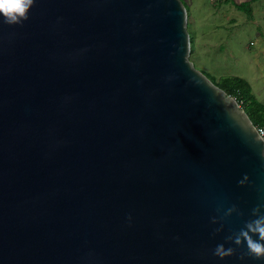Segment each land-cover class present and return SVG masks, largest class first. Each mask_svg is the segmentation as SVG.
I'll return each mask as SVG.
<instances>
[{
	"label": "water",
	"instance_id": "obj_1",
	"mask_svg": "<svg viewBox=\"0 0 264 264\" xmlns=\"http://www.w3.org/2000/svg\"><path fill=\"white\" fill-rule=\"evenodd\" d=\"M189 52L182 0L0 18V264H264L225 242L264 198V139Z\"/></svg>",
	"mask_w": 264,
	"mask_h": 264
},
{
	"label": "rangeland",
	"instance_id": "obj_2",
	"mask_svg": "<svg viewBox=\"0 0 264 264\" xmlns=\"http://www.w3.org/2000/svg\"><path fill=\"white\" fill-rule=\"evenodd\" d=\"M182 1L190 61L213 82L223 76L248 81L264 103V0Z\"/></svg>",
	"mask_w": 264,
	"mask_h": 264
},
{
	"label": "clouds",
	"instance_id": "obj_3",
	"mask_svg": "<svg viewBox=\"0 0 264 264\" xmlns=\"http://www.w3.org/2000/svg\"><path fill=\"white\" fill-rule=\"evenodd\" d=\"M33 3L34 0H0V18H2V23L9 26L21 24L28 19V11ZM260 145H262V147L259 149V156L264 160V144ZM247 182L248 176L245 174L243 178L238 181V184L243 186ZM233 213L242 215L236 205H232L224 212L221 219L231 216ZM251 215L255 218L246 221L239 231L226 236L225 242H231L237 247L246 245V251L241 254L239 257L240 259H244L245 256L254 259H264V198H262L261 202L251 210ZM218 222L216 217L211 218V223L216 224ZM222 228L223 224L214 231L220 232ZM254 236L258 237V239H253ZM235 251V248L228 247L226 249L223 244H218L213 250V255L220 259H224L225 257L234 255Z\"/></svg>",
	"mask_w": 264,
	"mask_h": 264
},
{
	"label": "trees",
	"instance_id": "obj_4",
	"mask_svg": "<svg viewBox=\"0 0 264 264\" xmlns=\"http://www.w3.org/2000/svg\"><path fill=\"white\" fill-rule=\"evenodd\" d=\"M231 1L234 3L233 0ZM243 3L236 5L240 7ZM214 83L226 93L235 96L238 101H242L240 105L256 126H264V103L254 97L251 87L246 80L236 76H223Z\"/></svg>",
	"mask_w": 264,
	"mask_h": 264
},
{
	"label": "built area",
	"instance_id": "obj_5",
	"mask_svg": "<svg viewBox=\"0 0 264 264\" xmlns=\"http://www.w3.org/2000/svg\"><path fill=\"white\" fill-rule=\"evenodd\" d=\"M235 97V96H234ZM236 98V97H235ZM237 100V99H236ZM241 100L240 101H238L237 100V103L240 105L241 104ZM241 106V105H240ZM256 128H257V131H258V133L260 134V136H262L263 137V139H264V126H256Z\"/></svg>",
	"mask_w": 264,
	"mask_h": 264
},
{
	"label": "crops",
	"instance_id": "obj_6",
	"mask_svg": "<svg viewBox=\"0 0 264 264\" xmlns=\"http://www.w3.org/2000/svg\"><path fill=\"white\" fill-rule=\"evenodd\" d=\"M219 78H217V80H218ZM248 82V81H247ZM249 83V82H248ZM249 85H250V83H249ZM251 87V86H250ZM252 90V89H251ZM254 95V94H253Z\"/></svg>",
	"mask_w": 264,
	"mask_h": 264
}]
</instances>
